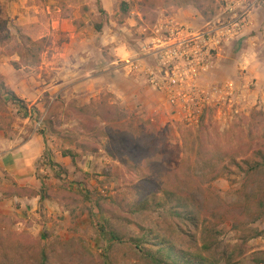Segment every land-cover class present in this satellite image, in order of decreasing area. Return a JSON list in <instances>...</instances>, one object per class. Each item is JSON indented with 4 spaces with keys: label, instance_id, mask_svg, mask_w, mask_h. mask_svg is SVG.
Masks as SVG:
<instances>
[{
    "label": "rangeland",
    "instance_id": "rangeland-1",
    "mask_svg": "<svg viewBox=\"0 0 264 264\" xmlns=\"http://www.w3.org/2000/svg\"><path fill=\"white\" fill-rule=\"evenodd\" d=\"M213 1L214 12L208 18L192 6L179 9L163 2L156 10L158 19L153 26L140 13L142 0H0V24L5 22L8 31L15 36L25 34L34 41L47 40L39 66L16 70L12 62L20 59L0 54V84L29 108L26 117L25 111L5 96L6 102L0 105V154L12 141L24 144L40 136L45 153L33 170L40 185L36 190H53L56 198L67 196L61 191L65 188L79 195L92 193L93 202L86 205L96 215L86 212L81 198H75L77 205L73 199L67 202L77 210L75 218L64 201L66 206L60 207L50 201L43 203L41 198H10L16 186L35 188L20 186L0 163V217L8 219L2 232L17 233L7 245L18 247L32 238L53 251L75 241L86 246L87 253L101 264H146L131 243L112 246L113 241L93 226L103 223L94 201L99 197L123 198L132 207L137 195L129 187L139 181L120 161L118 142L104 136L100 152H83L79 146L84 142L83 133L69 111L72 106L94 108L102 101L117 106L123 116L122 124L117 125L119 130L125 126L141 135L146 149L152 145L156 148L154 155L155 150H150L148 163H160L162 174L165 169L185 173L195 166L204 148L210 152L220 141L221 150L245 147L244 153L251 144L256 148L264 143V3L253 12L249 32L245 28L214 52L209 71L196 81L199 91L183 87L159 91L151 83L152 79L170 83L161 55L153 54V37L169 36L174 28L199 34L234 17L228 6L235 0ZM124 3L129 4V13L123 11ZM249 38L256 40L245 42ZM200 90L209 96L208 102L198 97ZM171 95L178 97L175 104L170 101ZM34 108L42 115L40 121L32 113ZM203 118L205 130L201 128ZM48 120L53 127H46ZM85 141L91 142L89 138ZM140 150L141 146L135 145L133 152L139 156ZM67 151L78 156L75 164L63 156ZM228 161L225 165L229 166ZM244 184L245 177L231 168V175L204 186L208 199L205 215L226 244L237 243L235 223L256 222L255 227L264 233V176L249 185V191L260 195L258 199L240 201ZM162 217V212L150 211L138 219L150 225ZM130 234L137 238L139 233L130 228ZM249 246L252 253L264 251V236ZM76 257L67 256V263L73 264ZM13 258V264H32L28 253ZM253 260L249 255L241 264H253Z\"/></svg>",
    "mask_w": 264,
    "mask_h": 264
},
{
    "label": "trees",
    "instance_id": "trees-1",
    "mask_svg": "<svg viewBox=\"0 0 264 264\" xmlns=\"http://www.w3.org/2000/svg\"><path fill=\"white\" fill-rule=\"evenodd\" d=\"M163 2L175 4L179 9L192 6L204 18H208L214 12L213 0H142L139 4L140 13L146 23L149 22L153 26L156 24L158 19L156 10ZM122 9L129 13V4L124 3ZM6 26L5 22L0 24V32L3 34L0 39V54H6L10 58L18 57L20 61L12 62L16 70L41 65L47 40L34 41L22 33L15 36ZM102 29V25H99L98 31L101 32ZM5 96H9L14 105L20 106L21 110L25 111L26 117L29 116L26 103L13 91L0 84L1 106L6 102ZM93 107L72 106L69 110L78 120L80 131L83 133L84 142L79 145L80 148L85 153L96 154L102 150L104 136L118 142L121 145L120 161L126 165L129 175L135 176L139 181L129 187L132 193L137 195L132 207L123 198L109 200L99 197L93 203L99 214L103 216V223L100 225L93 223V226L113 241L112 246L123 247L126 243H131L146 264H241L249 255L254 258L253 264H264V251L252 253L249 246L251 241L264 236V233L255 227L256 222L235 223L233 230L238 233L237 243L226 244L221 239V232L211 225L205 215L208 199L207 189L204 188L222 176L231 175V168H236L239 174L245 177V184L240 191V201L258 199L260 195L249 191V185L255 178L260 180L264 176V143L258 144L256 148L251 144L249 151L244 153L245 147L235 151H231L230 148L221 150L222 141H220L210 152L205 151L204 148V152L198 154L199 160L195 166L190 167L185 173L180 174L179 171L165 169V173L162 174L160 163H148L152 156L150 150H155L152 152L154 155L156 148L152 145L150 149H146L141 143V135L133 131L129 132L125 126L119 130L118 126L122 124L123 116L117 106L108 105L102 101ZM32 113L37 115L40 121L42 117L40 111L34 108ZM51 122V120L45 121L46 127H53ZM204 125L203 118L201 121L203 130L206 129ZM42 133L45 131L43 130ZM88 138L91 142L85 141ZM135 145L141 146L139 156L133 152ZM248 152L250 154H247ZM110 155L113 156L112 153ZM244 155L246 156L240 161L237 160ZM63 156L70 158L74 164L78 158L71 151L64 152ZM227 159L230 161L229 166L225 165ZM62 172L68 174L64 169ZM61 191H64L67 196L56 198L53 190L38 191L30 187L16 186L9 197L41 198L43 203L50 201L58 203L60 207L66 206L62 201L67 204L72 199L77 205L79 201L75 198H81L80 204L86 212H90L93 217L96 216L93 208L86 205L93 202L92 193L79 195L70 188ZM66 207L72 218H75L77 210L68 204ZM150 211H160L163 217L150 225L147 220L138 219L139 216L148 214ZM7 220V217H0V264H13L14 256H24L27 253L32 256V264H69L67 256L72 257L74 254L77 255V260L73 264H101L87 253L86 246L76 245L75 241L51 251L50 247L47 248L41 242L31 238L27 241L28 243H21V246L12 248L14 244L11 247L7 244L12 238H16L17 233L6 235L2 232V227ZM130 228H136L139 233L137 238L131 236ZM81 242L83 241H79L80 244ZM6 245L10 248L7 249ZM147 245L155 248L147 250L145 249ZM30 247L33 248L31 251Z\"/></svg>",
    "mask_w": 264,
    "mask_h": 264
},
{
    "label": "built area",
    "instance_id": "built-area-1",
    "mask_svg": "<svg viewBox=\"0 0 264 264\" xmlns=\"http://www.w3.org/2000/svg\"><path fill=\"white\" fill-rule=\"evenodd\" d=\"M262 3L264 0H235L228 6V11L234 15L231 20L220 21L219 24L199 34L174 28L169 36L153 37L152 46L155 48L153 54L161 55L165 63L166 76L170 77V83L166 81L165 84L152 79L154 88L168 92L179 87L199 91L196 89V81L204 72L209 71L214 52L233 41L246 27L253 24L251 21L253 11ZM185 84L186 86H183ZM198 97L203 103L209 101V96L201 90ZM177 99L176 95L170 97L173 104Z\"/></svg>",
    "mask_w": 264,
    "mask_h": 264
},
{
    "label": "crops",
    "instance_id": "crops-1",
    "mask_svg": "<svg viewBox=\"0 0 264 264\" xmlns=\"http://www.w3.org/2000/svg\"><path fill=\"white\" fill-rule=\"evenodd\" d=\"M255 11L256 10L253 12ZM248 27H246L245 31L250 29ZM253 40H256V38H249L245 42L251 43ZM247 63L248 62H246V64ZM5 150V152L0 154V163L3 168L12 175L20 186H31L35 189L39 188L40 185L37 183L38 181L33 170L35 169L37 162L43 158L45 153L43 139L40 136L35 135L24 144L17 143L15 145V142L12 141ZM56 163H60V161H56Z\"/></svg>",
    "mask_w": 264,
    "mask_h": 264
}]
</instances>
